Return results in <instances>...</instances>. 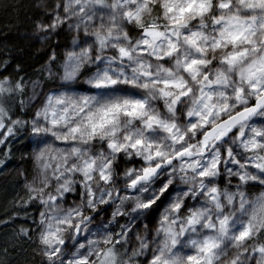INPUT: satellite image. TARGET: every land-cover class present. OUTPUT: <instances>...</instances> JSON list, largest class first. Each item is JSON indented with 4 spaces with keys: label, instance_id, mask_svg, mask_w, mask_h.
I'll return each mask as SVG.
<instances>
[{
    "label": "snow or ice",
    "instance_id": "obj_1",
    "mask_svg": "<svg viewBox=\"0 0 264 264\" xmlns=\"http://www.w3.org/2000/svg\"><path fill=\"white\" fill-rule=\"evenodd\" d=\"M44 7L34 35L70 46L42 80L0 75V165L22 136L31 164L0 221H31L13 250L34 246L40 264H264V0Z\"/></svg>",
    "mask_w": 264,
    "mask_h": 264
},
{
    "label": "trees",
    "instance_id": "obj_2",
    "mask_svg": "<svg viewBox=\"0 0 264 264\" xmlns=\"http://www.w3.org/2000/svg\"><path fill=\"white\" fill-rule=\"evenodd\" d=\"M53 2L54 0H0V59L10 61L7 70L0 71V75H11L14 79L17 78L16 67L18 65L19 76H23L25 81L42 80V67L50 51L55 49L58 57H62V49L66 44L70 46L63 32L54 36L46 46L35 38V22L44 16V6L51 5ZM55 87V82H45L46 89ZM4 150L0 148V153ZM28 152L29 142L26 136H22L12 142L11 157L0 165V221L9 220V217L18 211L14 207V202L17 194L22 193L23 177L19 173L22 169L31 172V164L27 158ZM123 163L122 161L120 167H123ZM135 163L137 166L138 162ZM22 217L23 213H21V218L7 224L0 223V249L5 246L9 249L7 255L0 252V264H40V257L33 254L34 246L18 245L13 250V244H18L15 240V229L20 225L31 223L30 220L26 221Z\"/></svg>",
    "mask_w": 264,
    "mask_h": 264
},
{
    "label": "rangeland",
    "instance_id": "obj_3",
    "mask_svg": "<svg viewBox=\"0 0 264 264\" xmlns=\"http://www.w3.org/2000/svg\"><path fill=\"white\" fill-rule=\"evenodd\" d=\"M195 23V22H194ZM35 38L37 39V40H39V38L35 35ZM52 40H53V38H52ZM51 40V41H52ZM51 41H49V42H47V43H50ZM39 42L43 45V46H46L47 45V43H42L40 40H39ZM56 42V41H55ZM64 50V48L62 49V51ZM82 87H84V89H82ZM80 86V90L81 91H83L84 92V94H91V93H88V92H86V91H84L86 88H87V86L86 85H84V86ZM137 166H139V164L137 165ZM256 191H258V190H256ZM75 199H78V197L75 195V194H73L72 196H68V203H72V201L73 200H75ZM194 203H196L195 201H189V204H194ZM111 207H107V208H105V211H104V216H105V218L107 219L108 218V216L110 215V213H111ZM161 210H162V208H161ZM157 215H158V213H154L153 215H151L147 220H144V221H142V222H137V226L138 227H143V223H149V224H153V223H155V221H156V219H157ZM120 223H125V219H120Z\"/></svg>",
    "mask_w": 264,
    "mask_h": 264
}]
</instances>
